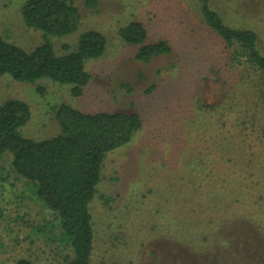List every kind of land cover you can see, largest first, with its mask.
<instances>
[{
	"label": "rangeland",
	"instance_id": "rangeland-1",
	"mask_svg": "<svg viewBox=\"0 0 264 264\" xmlns=\"http://www.w3.org/2000/svg\"><path fill=\"white\" fill-rule=\"evenodd\" d=\"M26 1L0 0L5 42L27 53L49 43L63 56L97 31L107 46L86 60L90 81L79 98L72 85L3 75L0 106L18 100L30 110L18 134L33 142L59 136L61 105L142 118L141 130L103 160L90 203L91 263L264 264V98L254 87L262 82L231 58L198 0H73L81 24L63 37L28 28ZM211 4L226 26L255 31L264 56V0ZM135 21L147 43L165 41L171 54L138 61L140 46L120 37ZM12 163L10 151L0 157V264H63L71 252L58 217Z\"/></svg>",
	"mask_w": 264,
	"mask_h": 264
},
{
	"label": "trees",
	"instance_id": "trees-1",
	"mask_svg": "<svg viewBox=\"0 0 264 264\" xmlns=\"http://www.w3.org/2000/svg\"><path fill=\"white\" fill-rule=\"evenodd\" d=\"M198 2L205 23L225 48L233 50L231 58L236 64L245 66L248 73L260 75L262 85L256 83L254 87L261 86L260 95L264 98V56L256 32L226 26L212 7V0ZM22 17L28 28L40 30L44 37L72 34L81 24L73 0H27ZM120 37L128 45L140 46L135 58L144 64L172 52L165 41L147 43V30L137 21L123 29ZM106 46V37L97 31L84 33L77 50L63 56L56 55L49 43L27 53L0 38V78L9 74L16 81L28 83L48 78L72 85V95L79 98L90 81L86 60L103 56ZM55 119L61 134L33 142L18 134L30 120L28 105L7 101L0 106V157L7 151L12 153L15 172L37 185L39 200L58 217L71 252L63 264H92L94 225L90 203L101 179L103 160L108 152L127 144L141 130L142 118L126 112L85 114L61 105ZM16 264L31 262L19 259Z\"/></svg>",
	"mask_w": 264,
	"mask_h": 264
}]
</instances>
